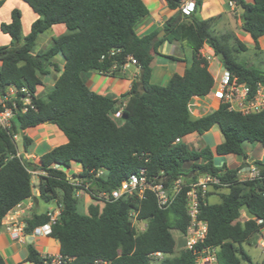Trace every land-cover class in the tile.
I'll return each instance as SVG.
<instances>
[{"label":"trees","instance_id":"16d2710c","mask_svg":"<svg viewBox=\"0 0 264 264\" xmlns=\"http://www.w3.org/2000/svg\"><path fill=\"white\" fill-rule=\"evenodd\" d=\"M5 1L0 0V7ZM23 1L39 17L27 36L23 35L18 9L12 11L10 23L0 25L2 33L12 40L9 46H0V94L13 87L21 96L26 88L33 108L17 112L10 127L0 126V225L14 208L34 197L37 188L42 200L61 207L49 237L59 243L63 264H150L151 255L156 253L165 256L158 264H198V254L204 248L216 250L217 264H257L243 245L264 228V163L253 160L260 177L242 181V168L229 169L226 164L218 167L214 158L233 154L248 166L245 143H259L264 148V111L244 115L221 104L217 110L194 118L190 110L195 97L204 98L215 87L209 61L201 54L205 45L212 47L216 56L224 55L220 60L223 67L241 83L252 89L264 83V68L239 60L238 55L248 47L232 32L213 34L212 26L220 17L202 19L203 0H166L172 10L188 1L195 7L190 15L180 11L168 19L162 38L156 32L138 35L137 23L149 14L142 0ZM234 1L245 9L243 14L237 11L242 30L260 51L264 0ZM56 25H64L67 34L54 38L48 49L36 53L39 37ZM164 42L191 47L194 64L161 86L151 81V64ZM133 60L140 75L126 95H100L87 86L88 74L119 77ZM52 74H59L54 85L38 96L43 79ZM16 103L23 107L19 99ZM118 112L122 116L116 119ZM44 124L56 126L68 142L44 154L38 162L29 161L20 153L18 142L27 152L32 139L25 131ZM214 127L223 135V142L215 150H191L177 142ZM76 163L82 171L73 174L78 181L72 182L67 170ZM140 169H146L150 181L167 188L179 179H184L187 186L167 209L159 207L151 191L146 192L145 199L130 196L103 203L102 194L110 195ZM100 171L103 173L98 176ZM34 175L39 180L37 187ZM206 175L227 185V192L219 193V203L211 204L206 199L200 205L199 219L208 224L205 240L194 250L183 249L172 258L177 247L174 232L185 234L190 223L188 185ZM222 189L215 186L216 191ZM80 190L103 205L91 204L87 213L80 212ZM132 211L138 214L139 222L146 223L143 232L133 226ZM242 213L246 219H242ZM48 222L47 212L35 214L26 221L24 233L32 235ZM28 252L27 262L45 264L47 256H41L34 246L29 245ZM0 264H7L1 255Z\"/></svg>","mask_w":264,"mask_h":264},{"label":"crops","instance_id":"0c3cea01","mask_svg":"<svg viewBox=\"0 0 264 264\" xmlns=\"http://www.w3.org/2000/svg\"><path fill=\"white\" fill-rule=\"evenodd\" d=\"M149 9V14L142 18L136 25V31L139 36H146L153 32L158 33L157 37L162 38L165 34L164 25L166 21L174 16H176L181 10L182 7L189 3H194L193 1L186 2L180 9L172 10L168 7L166 0H142ZM252 2V0H247ZM230 0H203L202 8L200 11V16L202 19L207 20L214 17H220L216 20L212 26L214 32H232L236 37L248 47V51L255 49L254 42L252 41L250 35L242 30V21L240 19L239 7L237 10L230 6ZM26 2L23 0H6L2 7H0V25L2 23H10L12 11L15 9H24L22 13V31L23 35L27 36L31 32L32 24L35 20L38 19V15L34 10L29 6H26ZM60 26L66 27L64 25H56L51 29H57ZM49 29V30H51ZM67 30V29H66ZM48 31V30H47ZM46 31V32H47ZM43 35L40 36V38ZM45 37H43L44 39ZM48 38L44 40V43L49 41ZM11 37L7 34L2 33L0 30V46H9L11 44ZM38 42V41H37ZM260 51L264 52V36L259 39ZM159 54L154 56L152 61V83L165 86L168 84L169 80L175 74L183 75L184 72L191 68L194 64L193 50L191 47L183 44L181 42H164L159 48ZM201 54L209 61V70L215 80V86L218 85L225 68L223 67L219 58H217L215 51L209 45H205L201 51ZM169 57H174L175 60L170 59ZM58 62H61V58L57 59ZM221 66L223 67L222 74L219 73ZM59 74H52L43 79V86L38 88L37 95L43 96L46 92L54 85L55 79ZM140 75V68L129 62L124 68L119 77H111L101 73H91L87 76V86L89 89L100 95H112L117 98H120L123 95H126L131 87L132 83L137 80ZM207 98L211 97V94L206 96ZM198 98V97H195ZM216 100V99H212ZM195 102V103H194ZM126 103V100H125ZM219 101H192L190 104V110L193 116L195 114L205 110L204 104H214ZM202 116H195L194 118H199ZM25 133L32 139V144L28 148L27 152H24L23 149L20 150V153L24 154L25 158L32 162H38L40 157L44 154L50 152L54 148L64 145L68 142L67 136L59 130L56 126L50 124H44L36 128H30L25 131ZM186 141V145L191 150L199 151L206 147H210L212 150H215L218 144L223 142V135L218 127L212 128L210 131L199 135L191 134L182 138ZM181 139V140H182ZM212 141V146H211ZM208 143V144H207ZM264 152V150H263ZM248 154V153H247ZM231 156L236 157V162L233 164L234 167L229 166V169H237L239 165L243 166V159L238 158L237 155H226L222 156L225 159L230 158ZM264 156V155H263ZM216 166H221V160L215 161ZM249 164L253 163V159L248 160ZM77 164V163H76ZM79 169L77 171H82V166L77 164ZM237 166V167H236ZM248 166H244L240 173L247 169ZM74 169L67 170L68 176L69 173L78 174ZM36 174V173H35ZM241 176V174H240ZM70 177V176H69ZM202 178V177H200ZM241 180V178H240ZM37 185L39 180H37ZM213 190V189H212ZM211 190V191H212ZM215 190V189H214ZM211 191L209 193H211ZM216 191V190H215ZM227 189L216 191L219 193H226ZM35 196L29 198L14 208L2 221L0 225V255L4 258L7 264H32L27 262L28 257V246L32 245L40 253L41 256H50L60 254V245L59 243L51 237L38 236L35 234L25 235L23 241L14 239L12 231L10 228V218L13 216L17 225L25 228L26 221L31 219L35 214H41L48 211H54L57 209L58 204L56 202H45L42 200L39 195L37 188L34 190ZM213 196L210 195L209 198ZM221 199V198H220ZM210 203V202H209ZM215 204V203H211ZM247 217V216H246ZM264 229V228H263ZM262 229V230H263ZM261 230V231H262ZM257 236V235H256ZM255 236V237H256ZM253 237V239H255ZM259 245H257L261 250L264 251L262 247V242L264 241V234H258ZM50 239L54 240V246L50 245ZM257 239V237H256ZM250 241V242H251ZM250 242L248 244H250ZM254 261V260H253ZM255 262V261H254ZM256 263V262H255ZM258 264V263H257Z\"/></svg>","mask_w":264,"mask_h":264},{"label":"built area","instance_id":"2783aa9c","mask_svg":"<svg viewBox=\"0 0 264 264\" xmlns=\"http://www.w3.org/2000/svg\"><path fill=\"white\" fill-rule=\"evenodd\" d=\"M230 6L234 7L236 10L238 5L236 1L230 0ZM194 3L186 4L182 7V13L184 15H190L194 10ZM132 63L136 64L133 60ZM21 96H18V92L15 88L11 87L7 90L5 95L0 94V126L3 128H8L11 126V121L15 117L17 112L26 113L32 106V97L26 88L21 90ZM211 97L219 101V105L227 104L229 110L238 111L244 115L260 113L264 111V83L259 82L252 87L241 83L235 75L225 70L218 85L211 91ZM209 94V95H210ZM19 99L23 103V107L19 108L16 100ZM121 112L114 115V118H120ZM17 139V137H15ZM181 140H177L179 142ZM103 172L100 171L97 175L100 176ZM241 176H243L242 181L254 180L260 177V171L258 168L252 164H249L247 169L242 171ZM72 182H77L78 178L70 177ZM187 186L184 179H179L174 182V185L170 188L165 187L162 183H155L150 181L147 176L146 169H140L137 173L132 174L127 180L123 181L121 186L114 190L110 195L102 194L101 197L104 198V202L119 200L124 197L137 196L139 199H145L146 192L151 191L156 196L158 205L161 209H167L175 200L176 196L181 192V190ZM215 186H221L222 188H227L220 182L217 177L210 175L203 176L199 178L198 181L193 182L188 185L190 190L187 192V212L190 218L189 227L187 232L183 234L185 240V249L194 250L195 247L202 243L208 232V224L199 219L200 205L202 201L207 199L208 193L215 189ZM82 191V190H80ZM80 191H78L77 196L80 197ZM61 214V207L58 205L57 209L54 211H48L47 215L49 217V222L37 228L34 231L35 235L48 237L52 233V226L59 219ZM137 213L132 211L130 213L133 226H139L143 222H139L137 219ZM147 225L140 228V232L146 229ZM12 231L14 239L23 241L25 239L23 227L16 224L14 217L10 218V228ZM262 247H264V241L262 242ZM157 256H164L161 253L152 254ZM197 258L198 264H217L216 250L213 248H204L199 252ZM64 258L58 255H48L45 258V264H63ZM96 264H108L107 262L97 261Z\"/></svg>","mask_w":264,"mask_h":264},{"label":"rangeland","instance_id":"374dc122","mask_svg":"<svg viewBox=\"0 0 264 264\" xmlns=\"http://www.w3.org/2000/svg\"><path fill=\"white\" fill-rule=\"evenodd\" d=\"M27 7H29L27 4H26ZM23 13H24V9H20ZM67 30L60 26L59 28H55V29H51V30H48L47 32H45L44 34H42L43 36L39 39H38V42H37V45H36V48H35V52H41V51H44L46 49H48L51 44H52V41L54 38H57L59 36H62L64 34H67ZM225 33H228V31L226 32H214L213 31V34L214 35H217V36H221ZM43 37H45L43 39ZM48 38H51L49 39V41H47L46 43H44V40L48 39ZM239 57V60L246 63L248 66H253V67H257V68H261L263 69L264 68V52H261V51H258L256 49H252L251 51H246V52H243L241 54L238 55ZM217 58H219L217 56ZM223 67L221 66V69H220V72L222 74L223 72ZM213 98H207V97H204V98H194L192 101H200V102H204V101H218V100H212ZM195 103V102H194ZM220 105H218V103H214V104H204V108L205 110H203L202 112L200 113H197L195 114V116H204V115H207L215 110H217L219 108ZM193 116V117H195ZM216 128V127H215ZM18 141V140H17ZM182 143H185L186 144V141L185 140H181ZM19 144V149L21 150L22 149V146L20 144V142H18ZM208 144V143H207ZM211 146H212V141H211ZM244 148H245V151L248 153V156H249V160L252 158L253 160H259V161H262L264 163V148L261 144L259 143H245L244 145ZM239 158V157H238ZM221 160V166L225 163H227L229 166H232L234 167V163L236 162V157L235 156H231L230 158H227L225 159V157H222V156H215V161H219ZM243 166H244V160H243ZM248 163V162H247ZM243 166L239 165L238 168H243ZM78 165L77 164H73L72 165V169H74L73 171H77L75 169H79L77 168ZM237 167V166H236ZM76 173H80V171H77ZM69 176L74 178L73 177V174L72 172L69 173ZM243 176H240L241 180L243 179L242 178ZM37 176L34 175V179H33V182H34V185L35 187H37ZM211 196L209 198V202L210 203H219L221 201V199L219 198V195L216 193V191L213 189L211 191ZM80 201H79V211L82 212V213H87L88 212V208L91 204H95V203H99L101 205H103L102 203L100 202H96L89 193H87L85 190H82L80 191ZM246 214L245 213H242V219H246ZM146 223L143 222L141 223L138 227L136 226L137 230L140 232V228L141 227H144ZM259 234H264V229L259 233ZM174 235H175V238L177 240V247H176V250L174 252L173 255H171L170 257H177L179 255V253L185 249V240L183 238L182 235H180L179 233L177 232H174ZM257 237V239H256ZM255 237V239H253L250 244L248 243H245L243 245L245 251L251 256L252 260H254L256 263L258 264H264V251L261 250L257 245H259V240H258V235ZM50 245L54 246V240L50 239ZM165 258V256H157V255H153L151 256V262L150 264H158L161 260H163Z\"/></svg>","mask_w":264,"mask_h":264},{"label":"water","instance_id":"95a60500","mask_svg":"<svg viewBox=\"0 0 264 264\" xmlns=\"http://www.w3.org/2000/svg\"><path fill=\"white\" fill-rule=\"evenodd\" d=\"M238 7H239V13H240V14H243L244 11H245L244 7H243L242 5H239ZM163 33L165 34V32H163ZM219 59H220V60L224 59V55H223V54H220V55H219Z\"/></svg>","mask_w":264,"mask_h":264}]
</instances>
